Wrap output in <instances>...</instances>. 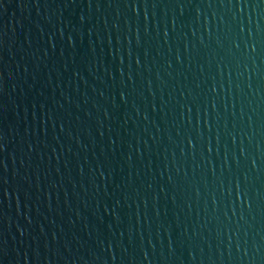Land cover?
<instances>
[{
    "label": "water",
    "instance_id": "1",
    "mask_svg": "<svg viewBox=\"0 0 264 264\" xmlns=\"http://www.w3.org/2000/svg\"><path fill=\"white\" fill-rule=\"evenodd\" d=\"M0 264H264V0H0Z\"/></svg>",
    "mask_w": 264,
    "mask_h": 264
}]
</instances>
